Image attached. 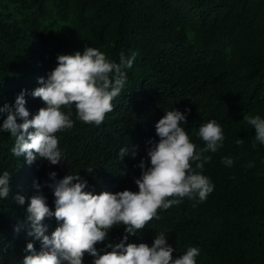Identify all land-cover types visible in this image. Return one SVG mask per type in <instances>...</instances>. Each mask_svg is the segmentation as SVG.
I'll list each match as a JSON object with an SVG mask.
<instances>
[{"label": "trees", "instance_id": "trees-1", "mask_svg": "<svg viewBox=\"0 0 264 264\" xmlns=\"http://www.w3.org/2000/svg\"><path fill=\"white\" fill-rule=\"evenodd\" d=\"M86 46L117 62L121 52H135L127 85L100 126L75 120L73 109L74 127L57 133L65 154L60 164L29 165L12 154L11 133L0 132V173L12 174L10 195L0 200V264H22L29 242L40 248L24 223L38 192L34 182L53 210L47 187L53 171L57 179L79 172L95 193L137 191L148 142L159 140L155 125L174 108L186 112V130L200 147L194 130L213 119L222 125L223 146L206 154L211 161L204 166L215 189L202 203L185 199L161 211L126 243L151 245L164 232L174 257L198 247L197 264H264V146L253 147L256 130L244 120L264 117V0H0V108L27 90L26 107L30 116L37 113L44 104L31 92L39 78L57 66L58 55ZM124 146L137 155L121 160ZM224 157L234 160L232 167ZM17 195L26 197L24 205ZM45 223L48 234L58 226L55 217ZM125 227L97 243L101 254L123 239ZM93 260L86 254L84 264Z\"/></svg>", "mask_w": 264, "mask_h": 264}, {"label": "clouds", "instance_id": "clouds-1", "mask_svg": "<svg viewBox=\"0 0 264 264\" xmlns=\"http://www.w3.org/2000/svg\"><path fill=\"white\" fill-rule=\"evenodd\" d=\"M137 54L120 53L119 61L111 60L97 48L86 46L83 51L61 54L57 66L40 77V87L31 92L33 97L43 101L44 106L30 116L26 107L27 90H22L14 105L5 104L0 115L7 114L0 125V132H10L14 138L11 152L15 157H26L29 165L37 160H47L57 165L65 158L60 147L59 132L71 130L75 120L100 126L106 114L113 110V101L127 85V69H131ZM187 111H190L187 110ZM244 120L255 128L253 147L264 146V117L247 115ZM22 121V122H18ZM186 112L176 108L156 123L158 141L150 140L147 158L139 167L141 175L135 179L137 191H103L95 193L86 190L88 181L78 173H70L57 179L51 172V183L55 197V209L49 207L47 197L34 182L38 190L30 199L24 223L29 235L40 242V248L29 242L22 264H84L85 255H91L93 264H197L200 255L198 247H190L178 257L176 249L167 243V234L160 232L151 245L147 243H126L130 235L143 230L153 219H160L159 213L179 205L185 199L202 203L213 193L215 184L204 174L205 163L211 161L207 153H216L223 146V127L213 119L200 125L194 134L204 142L200 147L193 142L186 130ZM238 139L236 143H242ZM137 155L134 146L121 147L119 157ZM232 167L234 160L224 157L221 161ZM253 167L252 163L247 165ZM92 172V168L87 169ZM12 174L0 173V200L9 197ZM15 200L24 205L26 197L17 195ZM55 217L58 226L48 234L46 218ZM124 225L126 234L115 245L109 243L110 251L98 250V242L108 239L109 232ZM19 230V229H17Z\"/></svg>", "mask_w": 264, "mask_h": 264}]
</instances>
